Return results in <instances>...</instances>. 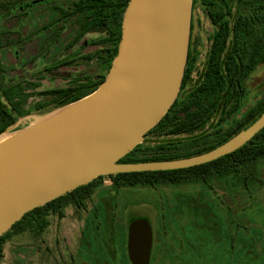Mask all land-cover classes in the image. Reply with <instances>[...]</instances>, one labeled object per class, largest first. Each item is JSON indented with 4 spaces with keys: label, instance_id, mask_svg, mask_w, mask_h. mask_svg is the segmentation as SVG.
Masks as SVG:
<instances>
[{
    "label": "trees",
    "instance_id": "16d2710c",
    "mask_svg": "<svg viewBox=\"0 0 264 264\" xmlns=\"http://www.w3.org/2000/svg\"><path fill=\"white\" fill-rule=\"evenodd\" d=\"M127 1L121 0L115 3L100 1L96 4L101 12L115 13L117 8V17L120 22ZM196 6L204 10L212 26L210 43L202 67L199 72L197 71L196 78L192 80L190 75L195 70L198 51L196 41L192 38L191 20L186 64L175 101L159 122L144 135L142 143L119 159V162L176 159L208 151L249 126L264 112L263 93L255 104L225 128L219 127L213 131L204 130L190 136L179 137L180 134L194 131L211 115L217 114V123L220 124L235 114L241 106L246 79L256 65L264 64V0H192V9ZM114 53L113 46L108 53L109 57ZM108 68H103V73L95 80L86 76L78 82H72L63 87L40 91V94L50 97L42 103H37L33 110L57 108L89 94L104 79ZM18 87V84H0V91L10 107L7 108L0 101V131L13 123L17 117L31 111L30 108H23L21 94L16 91ZM157 130L159 134L170 138L145 144V137ZM261 163H264V126L233 152L199 165L170 170L123 172L107 176L111 180L113 202L116 201L121 190L127 187L156 188L163 184H200L212 190L215 183L219 186L225 184V188L232 197L231 200L234 201L235 193L239 194V192L247 193L249 199L254 198V189L263 182L256 172ZM101 177L98 176L89 183L78 186L24 213L9 230L0 236V259L3 256L5 239L11 232L20 233L30 228L40 233L48 225L47 217L51 213L57 212L59 217L63 216L62 208L67 203L77 207L84 206L83 201L91 196ZM238 202L243 211L252 203ZM187 205L184 211H187L191 217L187 223L177 226L172 221L174 213L181 212L175 208L176 206H172L173 208L167 214L166 219L174 228L176 227L175 232L171 233V242H164L163 235L158 229L154 233L148 264L157 249L163 251L164 257L172 264L178 259L179 254H176L178 251L180 254H187L185 257L181 256L183 264H264L262 249L264 240L258 241L262 236L261 232L259 236H256L252 231L251 236L244 240L240 235L234 236L238 229L236 227L230 235L231 241H235L233 238L238 239L236 241L241 246L240 251L233 250V242H231L230 250H223L219 244L224 237L227 239L229 233L226 228L228 223L234 220L231 207L225 210L223 215L221 207L210 208L206 201L199 203L189 198ZM96 211L100 212V208L97 207ZM133 219L135 217H129L125 221V226L127 227L128 222ZM242 228L245 232L251 231L247 226ZM193 240L200 241L202 247L194 246L191 243ZM258 243L260 249L256 248ZM218 250H220L219 253H217ZM221 253L222 256H219Z\"/></svg>",
    "mask_w": 264,
    "mask_h": 264
},
{
    "label": "water",
    "instance_id": "95a60500",
    "mask_svg": "<svg viewBox=\"0 0 264 264\" xmlns=\"http://www.w3.org/2000/svg\"><path fill=\"white\" fill-rule=\"evenodd\" d=\"M192 0H128L117 50L89 94L36 121L0 131V236L24 213L98 176L199 165L233 152L264 126V112L214 148L188 157L119 162L175 101L186 64ZM152 227H126L131 264H148Z\"/></svg>",
    "mask_w": 264,
    "mask_h": 264
},
{
    "label": "rangeland",
    "instance_id": "374dc122",
    "mask_svg": "<svg viewBox=\"0 0 264 264\" xmlns=\"http://www.w3.org/2000/svg\"><path fill=\"white\" fill-rule=\"evenodd\" d=\"M29 4L23 3L12 7L6 12L0 11V30L9 31L13 34L15 32L23 34L31 30L34 25L31 16L28 14ZM191 19L193 22L192 38L196 41L198 51L195 62L196 73L191 75L193 80L196 78L197 71L199 72L202 67L212 26L200 6H196L191 10ZM26 37L28 38L25 41L17 43L14 41V35L9 36L8 42L10 44L3 45L0 48V83L12 84L18 82L22 84L23 90L28 93L24 96V104L26 107H31L28 114L16 118V123L12 126L14 130L36 121L55 109L48 107L43 110H33L35 103L47 100V97L36 94V90L64 85L69 78L83 72L95 76L104 70L95 67H53L46 65V59L52 51L45 48L42 53L41 51L35 52L39 45H50L56 39L55 32L49 30L48 33L38 32L35 35L28 34ZM92 38L93 36L86 35L83 41L87 42ZM36 84H39V86L35 87ZM263 93L264 64H259L245 81L241 106L235 114L220 124L216 121L217 114L211 115L204 124L194 131L180 134L179 137L190 136L204 130L213 131L219 127L225 128L231 121L239 118L255 104ZM1 100L4 101L2 98ZM166 138L170 137L159 134L157 130L145 137V144H151ZM256 172L263 182L254 189V198L249 199L247 193L239 192V194L235 193L234 201L231 200L232 197H230L228 189L225 188V184L219 186L215 183L212 190L204 188L200 184H163L156 186V188L145 186L127 187L121 190L120 195L113 202V190L110 189L111 180L107 175H104L98 181V186L93 189L91 196L83 201L85 207L80 208L72 203H67L62 208V217H59L57 212L51 213L47 217L48 225L43 229L40 236L30 228L20 233L11 232L3 244V256L0 259V264H55V259H50V256L53 253L58 255L59 251L81 254V256L76 255L71 260L68 259V254H65L66 264H129L125 256V221L129 217L146 218L152 226L153 235L159 230L160 234L163 235L164 242H171V233L175 232L176 227L174 228L172 223L166 219L167 214L170 209L176 206L175 208L181 212H175L172 221L177 226L187 223L191 217L184 210L188 207L189 198L199 203L206 201L207 206L210 208L221 207V214L223 215L225 210L227 211L231 207L234 220H231L232 223H228L226 228L229 235H227V239L223 236L224 239L219 241L223 250H230L231 242H233V240L231 241V235L236 227L238 229L234 234L235 237L240 235L242 239L246 240L251 236L252 231L256 236H259V232H261L262 236L258 240L261 242L264 240V163L257 167ZM238 201L240 203L244 201L246 204L248 202L252 203L243 211ZM95 206L100 208L97 215L93 214V207L95 208ZM196 219L198 220V218ZM243 226L249 227L251 231L249 233L245 232ZM233 239L235 240L233 250L240 251L241 246L236 241L238 239ZM191 243L198 248L202 247L200 241L193 240ZM256 248L260 249L259 243ZM262 249L264 250V248ZM176 254H179L178 259L173 264H183L184 261L181 256L185 257L187 254H180L179 251ZM219 256H222V253ZM150 264L172 263L164 257L163 251L157 249L151 257Z\"/></svg>",
    "mask_w": 264,
    "mask_h": 264
},
{
    "label": "flooded vegetation",
    "instance_id": "af4514ba",
    "mask_svg": "<svg viewBox=\"0 0 264 264\" xmlns=\"http://www.w3.org/2000/svg\"><path fill=\"white\" fill-rule=\"evenodd\" d=\"M100 1H109L115 3L121 0H0V11L3 12H6L7 10L19 4L30 3L28 5V14L29 16H31L34 25L31 30H29L26 33L24 32L23 34L16 32L15 34H13L9 31L0 30V48L3 45L10 44V42H8L9 36L14 35V41H16L17 43H21L28 38L26 37L28 34L35 35L38 32L48 33L49 30H52L56 34V39L50 45L49 44L39 45L35 52L38 53L39 51H41L42 53V50L43 49L45 50V48H48V50L50 49L52 51L50 56L46 59L45 62L46 65L53 67H59V66H79V67H95V68L110 67L111 60L116 53L118 42L120 39L119 32H121V21L120 22L118 21L117 8H115L116 11L115 13H111L108 11L107 12L99 11L96 2H100ZM121 20H122V16H121ZM86 35H91L93 36V38L85 42L83 41V39L84 37H86ZM113 46L115 47V53L113 54V56L109 57L108 53L113 48ZM0 71H1V59H0ZM102 73L103 72L101 71L100 74L98 73L95 76H91L89 75L88 72H83L80 75L69 78L64 85L58 87H63L72 82H78L79 79L84 78L86 76H89L91 80H95ZM192 73L195 74L196 71L194 70ZM9 84H1V85H9ZM12 84L19 85L18 90L16 91L18 94H21L20 97L23 102V108L31 109V107H26L24 104L25 102L24 96L27 95L28 93L23 90L22 84L18 82H14ZM38 86L39 84H36L35 87ZM58 87H54V88H58ZM54 88L36 90V94H39L42 97L45 96L48 99L50 96L40 94L39 92ZM1 98L4 101H2ZM0 101L7 108H10L8 103L5 101L1 91H0ZM44 101L46 100H41L37 103H42ZM37 103H35L33 107ZM216 121H217V117H216ZM83 207H85V205L81 206L80 208ZM97 207L96 206L95 208L93 207L94 215H97V213H99L96 211ZM41 232L37 234H39L40 236ZM65 254H68L69 260L74 259L76 255L81 256V254H79L78 252L59 251L58 255L53 253L51 255L52 257L50 256V259L51 258L55 259L54 262L55 264H66L67 263L66 259H64L66 257ZM125 256L128 263L131 264L128 260L126 249H125Z\"/></svg>",
    "mask_w": 264,
    "mask_h": 264
}]
</instances>
